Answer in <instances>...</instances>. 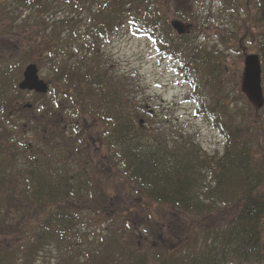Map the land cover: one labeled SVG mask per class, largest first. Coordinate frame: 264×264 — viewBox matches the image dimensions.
<instances>
[{
	"label": "trees",
	"instance_id": "1",
	"mask_svg": "<svg viewBox=\"0 0 264 264\" xmlns=\"http://www.w3.org/2000/svg\"><path fill=\"white\" fill-rule=\"evenodd\" d=\"M166 1L0 0V206L7 210V215L12 208L16 216L20 215L13 223L15 233H9L10 223L3 221L0 226V231L9 233L7 239L11 242L0 253V264H16L19 255L21 264H33L34 254L42 246L50 245L46 238L73 239L78 234L76 227L84 211L106 215L112 221L116 219L121 226L128 224V230L121 228L114 232L117 235L113 234L111 239L110 236L104 237L110 242L105 249L101 248L105 239L85 243L99 251L87 249L84 258L81 255L67 256L57 264H219L230 258L264 264V174L257 167V161L253 163L254 156L248 148H244L246 145L237 139L242 135L240 128L228 115L221 96L219 76L223 71L220 64L209 52L203 53L195 47L186 51V68L194 73L203 72L207 78L205 82L215 92L211 114L218 107H223L228 115L227 123H216L227 140L224 155L210 160L177 146L169 149L164 138L170 134V126L165 125L163 133L157 131L155 125L148 126L143 116L144 106L134 100L135 87L115 76L106 61L102 60V43L111 37L124 18L138 20L153 12L155 16L144 18V24L149 30H163L168 38L165 49L172 55L177 52L178 47L169 38L188 48L190 39L173 36L169 23L162 19L164 15L160 14V10L167 6ZM221 1L236 11L245 5L253 13L254 20L248 24L247 33L256 30L259 37L257 54L261 61L264 94V0H244V4L242 0ZM180 12L186 20L194 15L184 9ZM78 16H81L80 23ZM80 27L83 31H79ZM13 29H17L20 40L8 33ZM231 34L235 35L234 32ZM222 38L221 35L223 43L239 42L230 35L227 40ZM71 40L80 42L83 57L66 52ZM33 54L49 64L50 79L53 84H62L66 94L58 100L61 95L58 91L54 100L46 99L36 127L43 128L41 140L45 136L47 143L57 138L62 140L67 147L64 151L67 156L62 155L63 151L61 153L57 143L51 146H41V141L36 145L29 144L19 150L23 152L21 156L26 155L28 166L24 165L25 169L18 172L11 170L14 166L9 164L8 157L5 160L2 158L5 152L10 151L6 145L9 140H4L2 144L5 134L2 129L4 122L12 119L10 112H14V104L23 93L17 89L19 77L17 72H13L11 62L17 56L32 57ZM35 62L40 66L41 61ZM37 96L46 97L44 94ZM64 108L86 113L103 127L105 153L119 168L116 176L109 175L111 184L115 185L113 192L106 191L101 184L104 170H88L91 151L84 144H78L80 135L75 139L64 131L68 124L60 121ZM140 119L143 120L142 125L139 124ZM261 141L264 143L263 132ZM57 155L67 158L68 163L62 164ZM68 157H77L79 164H72ZM202 174L205 177L210 175L205 192L201 190ZM123 188H127V194H124ZM133 196L154 203L160 212L166 206L184 214L194 213L196 217L192 220L197 225L200 222L202 227L206 225V218L203 219L202 215H209L215 218L216 223H223L225 228L213 231L206 225L202 237L205 240L210 237L214 243L206 245L197 254L177 255L167 249L168 245L172 242L180 245L185 241L183 236L191 237L194 230H189L188 224L179 218L168 221L167 226L159 225L155 219L158 213L148 212L144 202L138 207L132 205ZM124 197H128V203H125ZM3 208L0 207L2 215L5 214ZM120 215L124 216L117 219ZM33 223L38 226L27 235ZM140 223L148 227L149 234L144 238L141 232L139 235L142 240L149 239L150 252L136 251L142 249L134 233V229L141 231ZM120 231H124L126 239L130 240L125 242L126 246L119 241L124 237ZM17 233L22 235L21 243L15 245ZM197 234L195 232L194 236ZM218 242L222 245L220 250ZM120 248L124 249V253L120 252ZM123 254L124 261L121 259ZM227 255L231 256L226 258Z\"/></svg>",
	"mask_w": 264,
	"mask_h": 264
},
{
	"label": "rangeland",
	"instance_id": "2",
	"mask_svg": "<svg viewBox=\"0 0 264 264\" xmlns=\"http://www.w3.org/2000/svg\"><path fill=\"white\" fill-rule=\"evenodd\" d=\"M242 1L244 4V0ZM166 2L167 6H163L160 10V14L164 15L162 19H165L168 23L177 21L182 24L184 39H190L188 48L183 47L184 45L179 44L174 38H169L178 48L177 52L173 55L166 52L164 43L168 38L162 34L163 30L156 28L151 31L144 24L146 19L155 16V12H153L146 16H141L138 20L124 18L121 25L116 27V30L112 32L111 37L102 43L100 51L102 60L106 61L115 76L120 77L135 87V102H141L144 107L153 110L154 114L152 118L148 117L147 112L143 114L148 121V126L155 125V129L158 128L157 131L161 133L165 131V125L170 126V134L164 138L169 149L177 146L189 151L188 153L197 152L200 157H207L210 160L216 155L220 157L225 150L227 140L221 137V133L216 129L215 124L227 123L228 115H230V117H233L232 120L235 125L240 128L242 134L237 139L246 145L244 148H248L254 156L253 163L255 164L257 161V167L264 174V143L260 142L261 134L262 132L264 133V106L255 112V105L242 88L244 57L251 53L257 54L258 48L259 37L257 31L253 30L251 33L250 31L247 33L248 24L254 20L253 13H250L245 8V5L241 10L236 11L231 6L227 7L221 0H167ZM181 9L194 15L186 20V16L183 17V14L180 12ZM0 17H2V14H0ZM144 18L146 19L144 20ZM77 20L79 22L81 16H78ZM79 31H83L82 27L79 28ZM9 32L14 38L21 39L17 34V29L9 30ZM231 32H234L235 35H232ZM173 34L174 36L176 35L174 31ZM221 35L223 36V40H227L226 37L230 35L235 39L234 41L238 40L240 43H223L220 41ZM23 43L21 42V44ZM80 46V42L71 40L66 52L70 54L74 52L76 55L82 56ZM193 47L203 53L209 52L212 58L220 64L223 71L219 76L222 88L221 96H223V103L229 112L228 115L223 111V107H218L213 115H210L212 113L210 107L213 105L215 92L205 82L207 78L203 72L194 73L185 66L187 61L186 51ZM38 58L41 57H37L34 54L32 57L17 56V60L15 59L11 62L13 72L15 74L17 72V76L20 78L26 64L31 62L36 63L35 61L37 60L41 61L40 66H37L39 77L50 85L49 92L45 98H39L34 93L23 92L18 97L14 107L17 105L21 106L23 103H29L32 105L30 111H23V109L12 111L10 112L12 119L4 122L2 131L5 134L2 136V144L4 140H9L6 145L10 148V151L5 152L2 158L5 160L8 157L9 164L14 166L11 170H17L18 172L19 170H24V165L26 166L28 163L26 155L21 156L23 152L19 150L21 147L28 146L29 144L36 145V143L41 141V146H47L48 144L51 146L57 143L61 153L63 151L62 155L67 156L64 153L67 147L62 140L57 138L47 143L48 138L46 136L41 140L43 128L36 127L38 124L36 122L41 118L46 99L54 100L53 97L56 96L55 94L58 91L61 92V95L57 97L58 100L66 97V94L63 92V85L58 83L53 84V80L50 79L49 64L42 60V58ZM68 62L71 61L68 60ZM188 97L193 99L191 103H180V100H186ZM204 107L206 110L203 109ZM62 114L61 123H68L64 127V131L72 138L75 137V139L80 135V141L77 139L78 144H84L91 151L90 168L88 170H97L95 165H100V170H104L101 184L106 191L113 192L115 185L111 184L109 175L116 176L115 172H118L119 168L117 163L115 161L111 162L106 155L107 153H105L103 127L97 122L92 121L87 116L88 114L75 113L71 108H64ZM250 134H252L251 137ZM62 155H57V157L62 164L66 165L68 163L66 161L67 158L64 159ZM68 160L74 165L79 164L77 157H68ZM209 176L205 177L204 175V178L201 179L203 181L201 183V190L203 192L208 189ZM262 189L264 190V181ZM123 191L124 194L128 193L127 188H123ZM132 198H134L132 205L138 207L139 204H143L144 202V208L148 212L158 213L155 219L159 225L167 226L168 221L179 218L188 224L189 230H194V233L198 232L196 237L194 233H192L191 237L183 236L185 241L180 245H175L172 242L167 247L169 251L173 250V253H178L177 255L182 256H186L188 253L197 254L202 249H205L206 245L212 243L202 237V230L207 225L210 230L214 229L213 231H215V225L218 226L220 222L216 223V220H213L215 219L214 217L202 215L203 219L206 218V225L202 227L200 222L197 225L194 219L192 220V218L196 217L194 213L189 212L184 214L166 206L160 212L154 203L141 201L136 196ZM123 200H125V203L129 201L128 197H124ZM0 207L3 208L2 205ZM3 210L4 212L7 211L4 208ZM13 211L14 209L12 208L9 215H7V212L4 215L0 214V226L3 221L12 224L10 227L11 232L9 233H15L13 223L15 224L17 219L20 218V215L16 216V213ZM94 213L90 214L88 211H84L80 215V221H78L76 227L78 234L73 239L56 240L53 237L46 238L47 242L50 241L48 243L50 245L48 247L42 246L34 254L33 264H57V262H60L63 258H67V256L79 257L81 255L84 258L87 256L85 252L87 249L99 251L96 247L85 245V243H95L96 241L105 239V243L101 244V248L105 249L109 246L110 242H107L108 239L104 237L110 236L109 239H111L114 237L113 234L117 235L114 233L115 231L117 232L121 228L128 230V224L121 226L116 219L112 221L106 215ZM123 216L120 215L117 219ZM122 224L124 223L122 222ZM140 224L142 225L141 231L134 229V233L139 238L136 241H138L142 249L139 248L136 251H149V239L147 241L142 240L141 235H139V232H141L144 238V235L149 234L148 227L142 223ZM222 225L218 227L220 230L222 229ZM37 226V224L33 223L30 227V232L27 231V235L32 234ZM120 232H123L124 237L118 240L126 246L125 242L130 240L126 239L124 231ZM9 233L3 230L0 231V251L6 248V244L11 243L7 239ZM21 236L18 233L15 234V237L18 238L14 242L15 245L21 243ZM75 238L77 239L75 240ZM221 247L222 245L218 243L219 250ZM120 252L124 253V249L120 248ZM230 256L227 255L226 258ZM20 257L19 255V258H16V264H21ZM124 257L123 254V258H121L123 261ZM219 264L250 263L239 262L230 258L219 262Z\"/></svg>",
	"mask_w": 264,
	"mask_h": 264
},
{
	"label": "water",
	"instance_id": "3",
	"mask_svg": "<svg viewBox=\"0 0 264 264\" xmlns=\"http://www.w3.org/2000/svg\"><path fill=\"white\" fill-rule=\"evenodd\" d=\"M171 25L178 34L184 32L180 23L175 21ZM17 87L20 91H29L38 94H45L48 91L47 83L39 78L37 67L33 63L25 66L22 72V79ZM242 88L256 107H262L261 65L260 59L256 54H249L244 59ZM30 107V104L23 105V108Z\"/></svg>",
	"mask_w": 264,
	"mask_h": 264
}]
</instances>
